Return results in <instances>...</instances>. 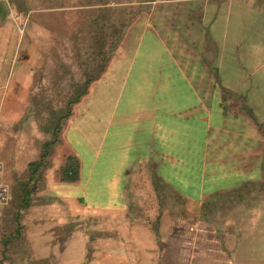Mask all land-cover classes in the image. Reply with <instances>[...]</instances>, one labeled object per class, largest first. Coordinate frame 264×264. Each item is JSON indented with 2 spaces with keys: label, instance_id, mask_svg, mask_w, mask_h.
<instances>
[{
  "label": "crops",
  "instance_id": "0c3cea01",
  "mask_svg": "<svg viewBox=\"0 0 264 264\" xmlns=\"http://www.w3.org/2000/svg\"><path fill=\"white\" fill-rule=\"evenodd\" d=\"M136 1L60 129L79 163L67 211L98 212L103 264H264V0ZM212 147L242 183L172 223L171 198L187 199L170 180L193 161L203 173Z\"/></svg>",
  "mask_w": 264,
  "mask_h": 264
},
{
  "label": "rangeland",
  "instance_id": "374dc122",
  "mask_svg": "<svg viewBox=\"0 0 264 264\" xmlns=\"http://www.w3.org/2000/svg\"><path fill=\"white\" fill-rule=\"evenodd\" d=\"M0 3L4 17L0 19V163L10 188L8 203L0 206V239L14 234L19 226L20 237L9 252L11 264H103L98 240L106 231L100 228L98 212L70 215L62 199L66 185L55 172L64 158L60 146L54 147L30 182L27 164L38 160L42 144L50 138L49 126L109 57L121 27L136 20L146 4L136 0ZM206 158L203 173L193 161L186 173L170 180L179 202L187 199L180 212L171 198V210L165 214L172 223L184 212L194 220L200 213L195 203L201 195L242 183L234 171L239 158L221 155L215 147L208 148ZM21 184L31 189L27 206L20 201ZM73 216L77 220L72 222L69 217Z\"/></svg>",
  "mask_w": 264,
  "mask_h": 264
},
{
  "label": "trees",
  "instance_id": "16d2710c",
  "mask_svg": "<svg viewBox=\"0 0 264 264\" xmlns=\"http://www.w3.org/2000/svg\"><path fill=\"white\" fill-rule=\"evenodd\" d=\"M2 6L0 3V19H3L2 15ZM107 59H104L103 62L101 63V66L98 70V72L90 79L86 80L83 84V87L80 92H78L75 97L68 101L66 103V110L65 112L59 116L56 121H54L50 126H49V133H50V138L46 140L42 146H41V152L38 157V160L29 162L27 164V170L29 171V178L28 182L33 181L38 174V171L40 168H42L43 164L45 163L46 159L49 157L51 151L54 149V147L59 143V133H60V124L62 121L67 119L70 116L71 110L70 107L71 105L76 104L79 99L86 93L87 86L94 81L98 75L104 70L105 64L107 62ZM78 161L76 158L73 156H65L63 158V162L61 165H59L56 169L55 172L57 173V178L59 182L64 183V184H71L74 183L78 180ZM20 196L21 199L20 201L24 203V206H27V203L29 201V194L31 192V189L28 186H25V184H21L20 187ZM10 190V188H9ZM10 197V196H9ZM4 206V205H3ZM76 216L69 217L70 220L74 221L77 220L75 218ZM72 221V222H73ZM19 226H16L14 230V234L10 235H3L0 239V264H11L12 260L10 259L9 252L11 251L12 247H15V244H17L16 238L19 239Z\"/></svg>",
  "mask_w": 264,
  "mask_h": 264
},
{
  "label": "built area",
  "instance_id": "2783aa9c",
  "mask_svg": "<svg viewBox=\"0 0 264 264\" xmlns=\"http://www.w3.org/2000/svg\"><path fill=\"white\" fill-rule=\"evenodd\" d=\"M10 190L8 184L4 180V171L0 163V206L6 205L9 201Z\"/></svg>",
  "mask_w": 264,
  "mask_h": 264
}]
</instances>
